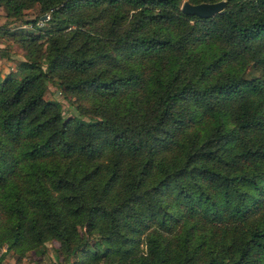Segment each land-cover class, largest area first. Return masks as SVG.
<instances>
[{"label":"trees","instance_id":"obj_1","mask_svg":"<svg viewBox=\"0 0 264 264\" xmlns=\"http://www.w3.org/2000/svg\"><path fill=\"white\" fill-rule=\"evenodd\" d=\"M184 1L0 0L37 5L42 31L0 78L2 241L56 240L78 264H264V0L210 18Z\"/></svg>","mask_w":264,"mask_h":264},{"label":"rangeland","instance_id":"obj_2","mask_svg":"<svg viewBox=\"0 0 264 264\" xmlns=\"http://www.w3.org/2000/svg\"><path fill=\"white\" fill-rule=\"evenodd\" d=\"M39 8L37 5L31 8L23 9L19 17L8 15L3 6H0V78L3 79L10 74L17 72L18 63L25 60L26 49L23 47L22 38L29 33L42 34V31L33 26L30 21L38 18ZM48 19V16L47 18ZM42 17L37 22V26H43ZM42 56L46 53V39L42 37L38 40ZM56 90L55 86L50 85V91L46 97L54 98L52 92ZM56 98L61 101L63 108H67L75 113L73 105L81 102L87 106V102L77 99L74 95L61 94L56 92ZM1 214V211H0ZM4 216L0 215V264H78L81 261L82 253L80 250L69 254L68 249L52 239H47L42 245L36 247L23 246L17 249L9 244L8 241H2L6 232L7 223H4ZM79 236L87 239V246L102 250V246L97 240L95 234L89 233L86 228L79 229ZM96 264H107L105 258H101Z\"/></svg>","mask_w":264,"mask_h":264},{"label":"water","instance_id":"obj_3","mask_svg":"<svg viewBox=\"0 0 264 264\" xmlns=\"http://www.w3.org/2000/svg\"><path fill=\"white\" fill-rule=\"evenodd\" d=\"M226 0L217 2H202L192 4L189 1H184L181 6V11L186 15H194L200 18H210L216 14H223L225 12ZM47 16H42V20H46Z\"/></svg>","mask_w":264,"mask_h":264}]
</instances>
